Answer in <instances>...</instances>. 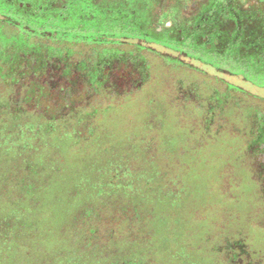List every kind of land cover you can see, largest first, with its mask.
<instances>
[{
    "label": "rangeland",
    "instance_id": "obj_1",
    "mask_svg": "<svg viewBox=\"0 0 264 264\" xmlns=\"http://www.w3.org/2000/svg\"><path fill=\"white\" fill-rule=\"evenodd\" d=\"M91 1L104 7L97 19L107 36L135 24L118 17L119 0ZM74 17L64 21L84 28ZM89 53L63 51L50 37L0 39V78L8 83L0 108L8 99L20 116L36 106L59 119L46 129H33L34 118L11 133L0 129V222L20 220L28 230L11 244L0 239V264H226L221 249L240 246L245 234L250 253L263 258L255 264H264V62L252 73L216 72L185 56L196 66H164L155 54L138 58L135 65L148 67L135 72L122 58ZM24 178L37 185L29 196L14 186ZM104 180L136 192L103 195ZM156 180L157 195L136 194ZM129 203L140 213L123 215ZM94 211L106 222L85 234L90 252L74 254Z\"/></svg>",
    "mask_w": 264,
    "mask_h": 264
},
{
    "label": "trees",
    "instance_id": "obj_2",
    "mask_svg": "<svg viewBox=\"0 0 264 264\" xmlns=\"http://www.w3.org/2000/svg\"><path fill=\"white\" fill-rule=\"evenodd\" d=\"M63 1L66 5L61 9L63 10L65 16L70 17V15H74L76 19H80V22H83L81 25H83L84 28L82 26H79V21H76L77 23L72 24L70 20L47 22L43 21L42 19L40 23L35 24L29 18L26 21L23 18H17V21L11 20V22L0 19V39H20L22 42H25L26 39L30 37L33 39L50 37L54 41L58 42L59 48H62L63 51H73V49H75L77 51V54H86L85 56L90 55L89 52H91L94 57L99 53H101V55L103 53L104 57H109L112 60L116 57H119L123 59V62L126 64L125 66H128V68H133L135 72H144V70L146 71L148 67V65L146 69H144V67H138L137 65H135V62L140 63V58H144L145 62L155 54L162 58L164 66L179 67L184 64L196 66L191 62H185L183 58L185 56L189 57L192 61L196 60L199 63L206 62L210 64L216 72L221 71L222 66H227L229 69L231 66L233 67L232 70L234 72L238 71L243 73H252L253 71H256V69H253L254 66H256L257 68V66L261 65L264 62V0H236L233 4V10L227 8L225 10L226 12L224 13L222 21V23L226 25V28H228V34L225 36L222 35L223 33H220L221 29H218L211 36H209V34L206 32L202 33V35H205V37L195 35V32L192 31V36H184L182 38H176L174 36L170 37L166 34L167 32L163 36L159 37H151L148 35L130 36L131 34L128 33L129 35H127V39L120 38L121 34L119 33V27L116 30L118 31V33L116 34L117 38L114 39L107 36L106 32L108 30H105L106 23H104V21H101L100 19H97V17L100 18L104 16V7L94 4L91 0ZM2 3L3 1H0V9H4ZM32 13L49 14L50 11L43 9L38 12L36 10L27 12V14H30L31 17ZM91 15H94V17H91ZM83 17L84 19L82 20ZM96 23H99L98 25H100V29L94 26ZM210 24L212 23H208L207 25L210 26ZM127 30L128 32L140 31V28L127 27ZM195 30L200 31L201 29L197 27ZM231 37L235 38L236 43L234 41L229 42V39H231ZM143 38L146 41L142 40ZM148 39L152 44H157L164 49L166 48L168 49L167 51H172V53L161 52L154 47L156 45H152L149 43V45H147L146 43ZM218 40H220L219 43L217 42ZM125 43L128 46H126ZM233 44L240 45V49L234 53L231 52L232 48L230 47ZM253 47L256 49L252 51L251 49ZM79 50L80 52L78 53ZM84 50H86L85 53L81 52ZM125 50L127 52L125 54L126 56L123 58L122 53ZM178 55H181V57H179ZM99 59L103 60L102 57H100ZM0 82V93L2 94L4 91H8V83L6 79L2 77L0 78ZM0 100H2V98H0ZM10 104L11 101L6 99V101H4L3 103V107L0 108L9 113L6 116L0 117V129L5 130V132L8 133H11V129L13 128H18V126L22 127V123L24 124V122H27L29 119L32 120L31 118L38 120L34 122L36 126H32L33 129L40 127L46 129L51 126V122H53L54 120H59L54 117H46L41 113H35L34 108H36V106H33L34 108L31 109L33 116L23 117L20 116L19 113H14L11 109ZM31 104L35 105L34 102H32ZM79 118L80 117L78 116V120ZM75 120L76 118H74L75 124L73 126L77 127V120ZM69 123L71 124V122ZM19 180L21 179H17L15 181L14 186L18 193L24 194L25 196H29L30 194H32V192L37 187V185L29 182L27 178H24L21 181ZM23 181H25V183L22 186L21 182ZM100 184H102L103 186V188L101 189L102 194L107 193L104 188V181H102ZM94 212H92L93 216L92 213H89V216L91 217H88L85 222H82L83 231L80 235H77L78 244L76 245L79 247H77L78 250H75L74 254H78V252H81L83 255L89 253L92 248L91 245L87 242L84 247L82 246V240L85 234L87 232H93L95 228L103 225L106 222L101 211ZM95 217H97V219H95ZM0 224H2L0 227V239H2V241L7 244H11V242H17L21 240V237L24 235L23 233L25 229L27 230V226L20 220L15 221L12 227L11 220H2ZM28 228H31V231H34L33 227ZM103 232L102 234L99 233V235L93 239L92 244L94 246L96 240L100 241L102 239ZM75 239L76 237L74 238V240ZM76 256L74 255L73 257L63 258L68 260L65 261L66 263H73L76 262ZM128 264L136 263L128 261Z\"/></svg>",
    "mask_w": 264,
    "mask_h": 264
},
{
    "label": "flooded vegetation",
    "instance_id": "obj_3",
    "mask_svg": "<svg viewBox=\"0 0 264 264\" xmlns=\"http://www.w3.org/2000/svg\"><path fill=\"white\" fill-rule=\"evenodd\" d=\"M0 1H3L2 5L4 7V9H0V19L8 22H11V20L17 21V18H23L26 21L29 18L35 24H38L42 19L47 22H58L64 21L66 17L61 9L66 5L63 0ZM235 1L236 0H119L118 7L121 9H119L121 14L118 17L124 20H126L127 16L133 17L135 24L131 25L130 28H140V31L128 32L127 27H125L121 30L120 34L126 37L128 33L132 35L159 37L167 32L166 34L170 37L182 38L184 36H192V31H194L195 35L205 37L202 33L206 32L211 36L218 29H221L220 33H223L222 35L225 36L228 34V28L222 23L223 16L227 8L233 10ZM43 9L49 10L50 13L43 15L40 13H32V17L30 14H27L28 11L36 10L38 12ZM115 11L117 12V9H115ZM208 23L212 24L208 26ZM197 27L201 30H195ZM134 181L136 180L134 179ZM104 183L106 192H108V190L114 193L120 191L118 183L115 180H104ZM158 183L159 180H156L151 183L146 182L147 185L144 184L141 187L136 185L140 188L139 193L137 192L136 194L146 193L147 198L152 193L157 195V192H159ZM100 185L101 187L99 189L101 190L103 186L102 184ZM132 188H134V190L131 192L120 191L121 195L123 193L136 192V187L132 185ZM137 208L138 206L134 203H129L127 207L121 208L119 211H121L123 215L127 214L134 216L136 213H140L136 210ZM123 220H126V218H123ZM238 230V232H240L239 228ZM246 236L245 234V242L241 243L240 246L238 245V247L231 249H221L225 252L223 258L226 264H255L262 261L263 258L257 252L250 253L251 249L247 244ZM237 239L238 238L232 239V241L236 242ZM238 242L240 243V241ZM253 254L257 257L254 258ZM231 258L234 259L233 263L229 262ZM126 262L128 263V261Z\"/></svg>",
    "mask_w": 264,
    "mask_h": 264
}]
</instances>
